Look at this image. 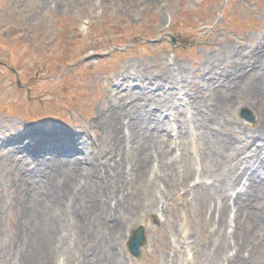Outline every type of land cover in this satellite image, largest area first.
Returning a JSON list of instances; mask_svg holds the SVG:
<instances>
[{
	"label": "rangeland",
	"instance_id": "1",
	"mask_svg": "<svg viewBox=\"0 0 264 264\" xmlns=\"http://www.w3.org/2000/svg\"><path fill=\"white\" fill-rule=\"evenodd\" d=\"M263 36L264 0H0V264H94L106 251H117L118 264H219L207 218L218 211L196 202L192 187L208 154L199 145L219 103L235 125L220 129L229 144L261 123L251 94L227 88L252 72L243 60H264ZM222 63L228 80L218 84V71L210 81ZM186 75L201 90L170 97ZM164 101L173 105L149 117ZM236 158L226 152L224 173ZM241 188L229 191L232 200ZM227 213L230 232L237 209ZM141 223L148 242L137 259L127 240ZM241 223L249 261L264 264L261 228L245 216ZM184 229L190 247L179 241Z\"/></svg>",
	"mask_w": 264,
	"mask_h": 264
},
{
	"label": "bare ground",
	"instance_id": "2",
	"mask_svg": "<svg viewBox=\"0 0 264 264\" xmlns=\"http://www.w3.org/2000/svg\"><path fill=\"white\" fill-rule=\"evenodd\" d=\"M263 43L264 36L258 41L257 47L260 49V45ZM251 57L252 60L245 61V59L242 61L241 64V66L248 65L250 68H252V72L250 73V75L244 79L241 86L236 83L235 86L231 88L228 87L227 89L231 94H239L241 92V89L245 88L251 94L250 102H252V105L257 104L258 108L261 109L259 112L262 115L261 123L257 126V128L252 129L253 131L246 135V138L243 139L244 142L242 141L240 145H235L232 143L229 144L227 139L221 135L220 129L223 126H229L230 128H234L235 125L232 120L230 121L228 119V116L225 114V111H222L224 103H219L215 106V111H217V118L212 124L206 127L205 135L202 138L203 142L199 145L200 150L208 154L206 158H202L201 173L203 176L200 175L199 180H196L194 183V186L197 188L195 198L196 202H199L201 206H204V208L206 204L210 202V205L213 204L214 211H218L217 217L213 213L212 216L207 218L211 220L215 226L212 232L219 235V243L215 246V252L217 254V260L219 264H256L255 260L249 261L250 252H244L245 250L252 251L253 247H250L246 244V236H251V233H249L248 235H243L242 233H240V227L242 225V216L250 218L252 224L261 228L260 230L263 232L262 239L264 241V177L260 176L263 178L258 179L260 174H264V100H261L262 96L264 95V84L260 79L264 78V60H261L260 58L256 60V57H254V55ZM230 60H232V62L234 61V59H228L226 61ZM259 60H261V62ZM224 63H222L221 67L219 66L216 71L211 72L212 75H210L211 73L206 75L208 76L207 78H210V81L218 75V71L223 74L220 78L217 79L221 80L218 84L222 83V80L226 76L228 80L229 76L231 75L230 71L232 69L226 67L223 68L222 65ZM171 69L172 71H174V69H180V67L172 66ZM234 71L235 70H233L232 72ZM205 73L206 67H203L199 75L201 74L202 76H204ZM163 77L164 76L162 74H159L153 77L149 76L148 78H152L155 82H157L158 80L163 79ZM170 79L173 78L170 77ZM114 81L118 89H120L125 83L123 78H120L118 76H115ZM200 82L201 81L195 76L190 79L187 75L184 77H180L179 81L176 80L174 83L171 84L174 86L170 87V89L168 90L169 92L167 94L171 97L173 95V92L176 90L182 91L184 93H190L192 91H195L197 93L198 91L196 90H201L202 88ZM144 87L148 88L150 86L148 85V83H145ZM236 88L238 89L234 91V89ZM200 94H202V92ZM149 96L155 97L153 93H149ZM169 103L170 101H164L162 103H159V113L155 111L151 112L153 109L150 108L148 110V116L158 117L160 115L161 109L165 107H167L165 109H170L173 104L168 106ZM227 103H230V101ZM247 103L249 104V102ZM168 112H170V110H168ZM214 116L215 112L213 111L211 113V117L215 118ZM239 131L243 133L249 132H245L242 129H239ZM258 140L260 141V145L256 146V142ZM251 144H254V146L250 148L248 152V157L244 158L242 155V150L244 147H248ZM229 150L232 151V155L234 157H237L235 166L240 162L244 161L239 172H234V170L236 169L235 166L227 173H224V171L221 169L224 155ZM149 156H152L151 158H153L155 161H162L161 156L157 154L154 155L152 151H150V153L148 151L147 158H149ZM146 167H148L149 169V166ZM151 169L153 170L154 168L151 167ZM205 172H207V174L214 173L216 177L211 176L208 178ZM244 178L245 181L243 182ZM239 184H242L244 189L242 188L241 190H239L238 196L234 201V206H232L233 208L237 209L236 227L234 231L228 234L226 230L229 219L227 210L230 208L231 203L229 191L232 188H236ZM255 189L256 193L253 194ZM245 199L247 200V202L242 204ZM103 203L104 201L100 200V209L104 207ZM200 211L202 210L199 209V212ZM108 213L109 212L107 211L106 207H104L103 215L108 216ZM111 218L117 219L118 215L116 214V217L114 216ZM186 233L187 229H184L185 235L182 236L183 239L180 237L179 240L181 244L186 243V239L188 238L186 237ZM6 240L9 241V239ZM176 241H178V235L176 237ZM226 248H228L229 250L233 248L231 250V254L227 253ZM116 252L117 251L104 252L102 254V258L94 264H115L117 261V257L115 256ZM151 262L158 264V260H154ZM41 263L48 264L46 259H42ZM27 264H33V262L27 261ZM34 264H37V262H35Z\"/></svg>",
	"mask_w": 264,
	"mask_h": 264
},
{
	"label": "water",
	"instance_id": "3",
	"mask_svg": "<svg viewBox=\"0 0 264 264\" xmlns=\"http://www.w3.org/2000/svg\"><path fill=\"white\" fill-rule=\"evenodd\" d=\"M143 228L141 227L138 232L135 233L134 237L130 241V248L136 255L139 254V246L144 242Z\"/></svg>",
	"mask_w": 264,
	"mask_h": 264
}]
</instances>
